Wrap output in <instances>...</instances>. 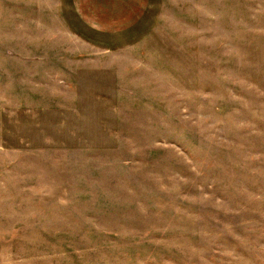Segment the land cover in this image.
Instances as JSON below:
<instances>
[{
  "label": "rangeland",
  "instance_id": "rangeland-1",
  "mask_svg": "<svg viewBox=\"0 0 264 264\" xmlns=\"http://www.w3.org/2000/svg\"><path fill=\"white\" fill-rule=\"evenodd\" d=\"M50 1L0 0V264H264V0Z\"/></svg>",
  "mask_w": 264,
  "mask_h": 264
},
{
  "label": "crops",
  "instance_id": "crops-1",
  "mask_svg": "<svg viewBox=\"0 0 264 264\" xmlns=\"http://www.w3.org/2000/svg\"><path fill=\"white\" fill-rule=\"evenodd\" d=\"M67 2L70 6L74 8H79L81 6H87V2L84 0H67ZM46 6L48 8H61L63 6V0H51L50 3L49 2L46 3Z\"/></svg>",
  "mask_w": 264,
  "mask_h": 264
}]
</instances>
